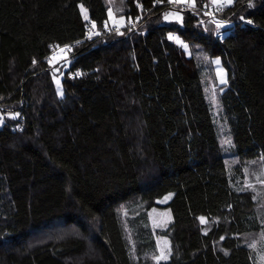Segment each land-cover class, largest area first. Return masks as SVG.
<instances>
[{
  "label": "trees",
  "instance_id": "1",
  "mask_svg": "<svg viewBox=\"0 0 264 264\" xmlns=\"http://www.w3.org/2000/svg\"><path fill=\"white\" fill-rule=\"evenodd\" d=\"M252 2L218 16L234 22L220 38L200 11L210 0H115L117 17L144 13L146 32L122 36L91 6L85 20L79 0H0V264H157L155 208L173 217L159 264H261L250 243L264 219L245 183L264 156V0ZM91 21L101 34L88 39ZM83 39L61 98L51 46Z\"/></svg>",
  "mask_w": 264,
  "mask_h": 264
},
{
  "label": "rangeland",
  "instance_id": "2",
  "mask_svg": "<svg viewBox=\"0 0 264 264\" xmlns=\"http://www.w3.org/2000/svg\"><path fill=\"white\" fill-rule=\"evenodd\" d=\"M114 1L115 0H79L80 5L82 4L84 6V8L87 10L88 16H89L88 6H91L94 9V11L100 12L101 14H103L104 17H107L106 19L108 21V24H110V25L113 23L111 20L108 19V9L111 8L113 10V12L115 13V15H117V10L114 6ZM211 7H213V5L210 2V5L208 6V8H211ZM197 9L198 8L196 7V9H194V10L197 11ZM187 10H193V9L188 8ZM83 16H84V13H83ZM202 16H206L210 20H212L209 16L205 15L204 13H202ZM91 17L96 18V16L94 14H91ZM220 20H223V19H220ZM223 21H225V20H223ZM92 23H93V21L88 23L89 31L92 30ZM233 23L229 22L228 24L225 25L224 28L220 29L219 31H217L215 28V32H214L215 36L216 37H222V36L228 35L229 25L233 24ZM227 27H228V29H225ZM137 29L138 28L134 29L135 31H133V33H137L138 32ZM141 31L143 33L146 32L145 30L144 31L141 30ZM142 32H138V33H142ZM64 55H67V54L59 53L57 55V57L59 58V57H62ZM49 58H51V57H49ZM67 58H68L67 61H62L61 63L51 65L54 68V75L60 79V85L59 86L56 84V82L54 80V82L56 84V88L58 91H60V90L63 91L62 79L64 77V72L73 64V62L71 61V59L68 55H67ZM213 63H214V67H215V70L217 73V78H218L217 84H218V86H222L224 84L220 83V77L218 76V71L220 69L224 70V68L222 67L221 64L216 65L215 61ZM57 68H59L58 72L56 71ZM224 72L226 73L225 70H224ZM225 78L227 79V73H226ZM217 93H218V88H217L216 84L212 82L209 86V89H208V95H209V99L213 105L215 114L219 113V117H220V107H219V102L217 100ZM0 113H1V111H0ZM218 123H219V134L221 135V137L223 139V130L221 127V123L219 121H218ZM222 141H223L224 146L228 147V145L224 143V139ZM245 175H246V180H245L246 185L252 184L255 186V190H253L252 188H249V190L253 193V196L255 197L257 216L259 218L264 219V184L259 183V181L257 180V177H260V179H264V159L259 158L256 160H252L251 162H248L246 164V167H245ZM167 200H169V197L161 199V200H159V202L161 203V205H164L167 203ZM153 210H155V211H153ZM153 210H151L149 213V216H150L149 219H150V226L153 229V232H154V235L156 238V242H157V244H156L157 255H159L161 248H165V250L167 251V246L164 244V241L165 240L169 241V239L167 237L159 234V232L163 231V229L168 227V225L171 223L173 217H172V213L169 209L155 208ZM250 244H251V247H253V245H255L253 248L257 252L258 262L261 264H264V229L260 232L259 237L255 240H253V242H251Z\"/></svg>",
  "mask_w": 264,
  "mask_h": 264
},
{
  "label": "snow or ice",
  "instance_id": "3",
  "mask_svg": "<svg viewBox=\"0 0 264 264\" xmlns=\"http://www.w3.org/2000/svg\"><path fill=\"white\" fill-rule=\"evenodd\" d=\"M156 3H163L164 0H155ZM211 4L213 5V7L217 10L223 8V7H227L230 6L234 3V0H210ZM167 3L169 5H184L190 9H196L197 5H196V0H167ZM248 8H253L255 5L252 2V0H248ZM207 9V4H205L204 6ZM81 11L84 13V19L87 20L89 19L88 15H87V10L84 8V6L81 4L80 5ZM207 16H213L214 17V12L211 11H205L204 13ZM108 19L112 21L113 26L115 27V31L118 35H124V32L121 31V27H123L125 25V19L123 16L120 17H116L115 13L113 12V10L111 8L108 9ZM137 19H139V17H137ZM163 19L164 21H168V22H177L180 23L181 25L183 24V15L181 14L180 11H169V12H165L163 14ZM239 19L241 21H244V17L240 16ZM214 25L217 31H219L220 29L224 28L226 25V21L220 20V19H215L213 18L211 21ZM200 24H203V21L199 22ZM247 24H252L253 21L252 20H247L246 21ZM135 27V24H132V28ZM104 28L107 30L108 29V21L106 20L104 22ZM131 30V29H129ZM101 33L99 31L96 30V24L95 22L92 23V30L89 33L88 39H91L93 36H99ZM170 40H175L177 43L182 44V46L184 48H187L188 45L183 43V41L179 40L178 37H173L171 34H169L168 37ZM77 43H79V41H77ZM57 48H59V46H57ZM61 52H70L72 50L71 45H64L63 48L59 49ZM67 55H64L62 57H57L55 55H53L50 59H49V64L50 65H54V64H58L61 63L62 61H67ZM33 63H35V61H33ZM70 63V62H69ZM221 61L219 59L215 60V64L216 65H220ZM56 71H59V68L56 69ZM76 75H83L82 73H77ZM218 76L220 77V83L221 84H226L227 83V79L225 78L226 73L224 72L223 69H220L218 71ZM53 79L55 80L56 84L59 86L60 85V79L57 78L55 75H53ZM58 94L61 98H63L64 96V92L62 90L58 91ZM20 113L16 112L14 114H10V118L15 120L17 117H19ZM5 123L4 117L0 116V126H3ZM225 144H227L228 146H231L232 141L230 139H226L224 141ZM262 159H264V157H262ZM257 180L259 181V183L264 184V179H260V177H257ZM248 188H252L253 190H255V186L252 184H248L247 185ZM253 199H255V197H253ZM155 211V210H153ZM201 223H204L205 218L204 217H200L199 218ZM164 244L167 246V251L165 250V248H161L160 249V254L157 256H154L153 259H155L157 261V264H159L160 261H167L169 259V256L171 255V247H170V242L165 240ZM255 245H253L254 247ZM227 254V253H225Z\"/></svg>",
  "mask_w": 264,
  "mask_h": 264
},
{
  "label": "built area",
  "instance_id": "4",
  "mask_svg": "<svg viewBox=\"0 0 264 264\" xmlns=\"http://www.w3.org/2000/svg\"><path fill=\"white\" fill-rule=\"evenodd\" d=\"M138 5V7H139V14L137 15V16H134V17H131L130 19H128V20H126L125 21V25L123 26V27H121V31H123V32H125V31H130V32H133V31H135L134 29H136V28H138L137 29V31L138 32H141V30H139V24L142 22V20H143V18H144V13L142 12V7L139 5V4H137ZM182 9H188L186 6H184V5H179ZM228 8V6L227 7H223V8H221V9H219V10H217V9H215L214 7H211V8H208V6H207V9L206 8H202V9H200V11L202 12V13H205V11H211V12H214V17L213 16H209L211 19H213V18H215V19H218V16L222 13V12H224L226 9ZM147 14V13H146ZM137 17H139V19H137ZM107 20V19H106ZM105 20V21H106ZM104 21V22H105ZM104 22H103V29H104V33H106V34H108V33H113V32H116L115 31V27L113 26V24H108V29L106 30L105 28H104ZM135 24V27L134 28H132V24ZM229 22L227 21L226 22V24H228ZM234 24V23H233ZM229 28H230V25H229ZM129 29H131V30H129ZM225 29H228V27L227 28H225ZM137 32V33H138ZM89 33H90V31H89ZM89 33L87 34V37L89 36ZM143 33V32H142ZM173 37H177L175 34H171ZM225 36H222V37H220V38H224ZM93 38V37H92ZM82 41H84V39L83 40H80L79 41V43H77V41H75V42H70V43H66V44H54V45H52L51 46V51H50V54H49V57H52L53 55H55V56H57L59 53H61V54H67L69 57H70V59H71V61L73 60L72 59V53L74 52V50H75V48L82 42ZM64 45H71V48H72V50L70 51V52H61L59 49L60 48H63V46ZM57 46H59V48H57ZM77 73H82L83 74V70L81 69V68H78V69H75V70H71L70 72H69V74H68V76L70 77V78H75V77H80V76H82V75H76ZM0 116H3L2 115V113H0ZM4 117V116H3ZM4 120H5V118H4Z\"/></svg>",
  "mask_w": 264,
  "mask_h": 264
},
{
  "label": "crops",
  "instance_id": "5",
  "mask_svg": "<svg viewBox=\"0 0 264 264\" xmlns=\"http://www.w3.org/2000/svg\"><path fill=\"white\" fill-rule=\"evenodd\" d=\"M235 1V0H234Z\"/></svg>",
  "mask_w": 264,
  "mask_h": 264
}]
</instances>
